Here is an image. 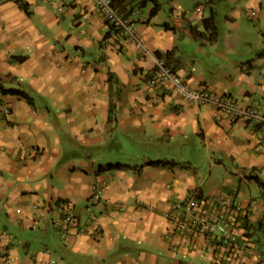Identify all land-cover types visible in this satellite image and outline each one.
<instances>
[{
	"label": "crops",
	"instance_id": "1",
	"mask_svg": "<svg viewBox=\"0 0 264 264\" xmlns=\"http://www.w3.org/2000/svg\"><path fill=\"white\" fill-rule=\"evenodd\" d=\"M157 1L114 0L142 57L94 0H0V264H264L263 129L149 82L161 58L264 114V0ZM194 200L236 241L197 233Z\"/></svg>",
	"mask_w": 264,
	"mask_h": 264
},
{
	"label": "built area",
	"instance_id": "2",
	"mask_svg": "<svg viewBox=\"0 0 264 264\" xmlns=\"http://www.w3.org/2000/svg\"><path fill=\"white\" fill-rule=\"evenodd\" d=\"M105 18L118 28H122L128 35L134 38L138 46L141 48V56L146 57L151 55V52L144 44L143 39L135 32L132 26V20L129 16L122 15L118 9L113 5V0H94ZM181 12V10H177ZM197 12H201L200 6L196 7ZM156 73L151 76L149 82L152 85L162 84L170 89L173 88L179 95L188 100L190 103L201 106L203 104H214L219 111L228 116H234L243 119L249 126L253 128L263 129L261 143L259 147L264 146V114L261 111V104L257 100L251 105H244L233 97L215 92L209 86L193 87L183 79L181 75L173 71V69L166 63L164 59L158 58L156 61ZM104 183L96 185V192L94 198L101 199L102 189ZM213 205L218 208L219 205L227 204L228 193H224L218 197L213 198ZM241 203V202H240ZM240 203H237V208H240ZM185 213L196 232L201 235H221L226 241H236L238 233H236L234 215L226 213L224 210H216L213 215H208L207 211L198 207V201L190 202L186 206ZM67 220H74V218L66 217ZM55 227H57L54 221ZM59 233L62 237L66 236L67 230L64 225H61ZM85 230V226L80 228ZM254 254L261 260H264V246L259 250H254ZM50 264H56V261H51Z\"/></svg>",
	"mask_w": 264,
	"mask_h": 264
},
{
	"label": "trees",
	"instance_id": "3",
	"mask_svg": "<svg viewBox=\"0 0 264 264\" xmlns=\"http://www.w3.org/2000/svg\"><path fill=\"white\" fill-rule=\"evenodd\" d=\"M154 3H153V7H152V9H151V11H150V15H152V16H154L157 12H158V10H159V7H160V4L158 3V1L157 0H152ZM22 4H24L23 3V1H22ZM113 5L115 6V7H117L116 5H115V2H114V0H113ZM132 10V9H131ZM119 11V10H118ZM120 12V11H119ZM121 13V12H120ZM130 13V11H127V12H124V13H122V15H124V16H127L128 14ZM211 20H213V22H212V25H209L210 23H209V21H211ZM204 24H205V27L208 29L209 27L211 28V34L209 35V38L211 39V40H214V39H216L217 38V36H218V30H217V26H216V21L214 20V15L212 14L210 17H207L206 19H204ZM11 91H13V90H11ZM14 92H18V93H20V94H23L24 96H26L27 95V93L25 92V91H22V90H18V91H14ZM156 162H160V161H156ZM109 166H113V167H123V166H126V164H123V163H117V164H110ZM260 182V184L264 187V181H259ZM65 204H67V205H69L68 203H65ZM64 203H62L61 204V208H63L64 210H65V206L67 207V205H65ZM63 210V212H66V211H64Z\"/></svg>",
	"mask_w": 264,
	"mask_h": 264
},
{
	"label": "rangeland",
	"instance_id": "4",
	"mask_svg": "<svg viewBox=\"0 0 264 264\" xmlns=\"http://www.w3.org/2000/svg\"><path fill=\"white\" fill-rule=\"evenodd\" d=\"M2 220V219H1ZM11 230H13L16 234H18L19 235V233H21L22 232V230L20 229V228H18V229H16V230H14V229H11ZM25 231V230H24Z\"/></svg>",
	"mask_w": 264,
	"mask_h": 264
},
{
	"label": "clouds",
	"instance_id": "5",
	"mask_svg": "<svg viewBox=\"0 0 264 264\" xmlns=\"http://www.w3.org/2000/svg\"><path fill=\"white\" fill-rule=\"evenodd\" d=\"M262 147V146H261Z\"/></svg>",
	"mask_w": 264,
	"mask_h": 264
}]
</instances>
